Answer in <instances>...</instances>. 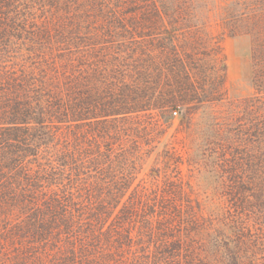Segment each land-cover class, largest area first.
Here are the masks:
<instances>
[{"label": "trees", "instance_id": "16d2710c", "mask_svg": "<svg viewBox=\"0 0 264 264\" xmlns=\"http://www.w3.org/2000/svg\"><path fill=\"white\" fill-rule=\"evenodd\" d=\"M0 264H264V0H0Z\"/></svg>", "mask_w": 264, "mask_h": 264}, {"label": "rangeland", "instance_id": "374dc122", "mask_svg": "<svg viewBox=\"0 0 264 264\" xmlns=\"http://www.w3.org/2000/svg\"><path fill=\"white\" fill-rule=\"evenodd\" d=\"M251 46L252 42L249 36H234L226 37L222 41L223 52L226 56L227 62V87L228 95L226 101L220 105L218 113L222 115L236 116L238 123V97H244L252 95L254 92L252 83L250 81L251 73ZM222 106V107H221ZM197 122H202L200 116L196 118ZM201 119V120H200ZM187 132H182L178 130V120L175 118V121L171 128L168 129V132L163 136L162 144L159 146L161 149L165 143L173 142L176 144L177 148L182 152L184 158V172L188 173L190 166L187 162V159L190 156L191 145L194 140H191L190 137H186ZM210 139L212 137H209ZM213 143L209 145L203 144V156L205 155L206 162H208L207 170L208 173L205 174V177L210 181L217 180L215 176V169L217 167L216 162L218 159V154L214 152ZM213 150V151H212ZM201 152L199 151V157H201ZM197 156V155H196ZM202 156V157H203ZM156 153H153L149 158L147 164L145 165L144 172H148L149 167L155 163ZM202 160H204L202 158ZM204 171V170H202ZM219 183V182H218ZM215 184V181L213 182Z\"/></svg>", "mask_w": 264, "mask_h": 264}]
</instances>
